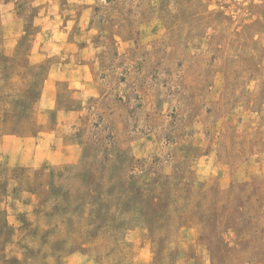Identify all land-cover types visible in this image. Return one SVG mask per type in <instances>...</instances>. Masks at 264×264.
<instances>
[{"label": "rangeland", "instance_id": "rangeland-1", "mask_svg": "<svg viewBox=\"0 0 264 264\" xmlns=\"http://www.w3.org/2000/svg\"><path fill=\"white\" fill-rule=\"evenodd\" d=\"M0 264H264V0H0Z\"/></svg>", "mask_w": 264, "mask_h": 264}]
</instances>
